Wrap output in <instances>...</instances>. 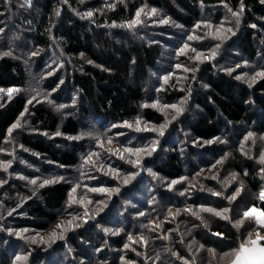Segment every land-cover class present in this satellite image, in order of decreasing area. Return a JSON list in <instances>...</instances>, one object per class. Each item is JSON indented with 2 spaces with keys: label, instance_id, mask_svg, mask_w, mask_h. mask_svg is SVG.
I'll return each mask as SVG.
<instances>
[{
  "label": "trees",
  "instance_id": "16d2710c",
  "mask_svg": "<svg viewBox=\"0 0 264 264\" xmlns=\"http://www.w3.org/2000/svg\"><path fill=\"white\" fill-rule=\"evenodd\" d=\"M223 3L233 9L241 7V0H31L30 5L24 0H0V29H3L0 31V42L4 38L11 48L20 38L27 40L26 45L33 49L31 53L45 54L56 48L73 65L65 83L70 92L77 95L79 110L61 121L43 102L30 107L27 97L20 94L28 83L26 62L17 55H1L0 89L19 91L6 100L0 97V166L10 163L13 147L9 143V129L25 115L31 132L21 133L18 144L33 157L30 159L35 160L36 165L46 163L52 167V172L77 167L79 155L85 151L81 144L83 140L66 139L77 138L82 133V121H88L90 125L93 122L98 128L131 122L139 116L153 123L160 122L161 117L156 111L141 108L160 49L152 42L154 38L149 30L141 28L139 32L126 27L137 18L138 11L150 8L164 10L172 21L190 28L199 18V5L217 7ZM243 10L247 25L235 38L236 49L255 62L259 54L255 41L261 43L264 49V37L258 34L264 33V2L243 0ZM88 12L93 15L88 17ZM253 24L260 25L263 31L259 28L258 32H254L251 29ZM31 48L26 47L27 51ZM239 60L237 65L240 66L242 62ZM237 70L230 76L224 72L213 75L209 69L204 71L203 80L208 90L198 93L194 101L205 116H197L190 124L193 136L209 141L240 124L251 127L252 123L254 133L264 132V78L252 71L254 76L250 80H255V83L241 84L237 77L242 71ZM51 81L47 86L50 90L55 88ZM57 133L65 137V141L46 136ZM236 143L233 140L229 142L230 146L235 144L232 149L225 146L215 148L217 151L212 152L211 165L222 160L224 172H232L240 178L244 189L252 195L251 206L264 213V200L260 199L264 190V172L261 171L264 163L260 164L256 157L246 155ZM194 154L191 147L189 152L182 154L175 145L162 155L159 162L156 161L155 169L165 178L178 179L184 174V167H189L188 158L197 156ZM197 159L201 160L200 156ZM194 176H197L195 186H198L201 175ZM206 181L207 188H211L209 194L198 196L196 190H191V197H198L191 198V204L179 208L182 214L170 218L167 239L149 240L146 245L136 243L129 250L123 248L130 235L139 234L140 227L135 224L134 210L128 209L127 213L111 216V209L85 230L67 235L55 247L59 251H63L65 245L71 249L72 258L67 260V264H231L241 243L250 245L233 227L237 211L235 203L222 198L232 196L227 192L230 189L226 190V186L214 181V178L206 177ZM69 190L66 183H55L45 186L35 196L27 194L18 188L1 166L0 264H14L17 258L14 240L6 231H48L51 225L59 223L57 214L66 203ZM213 192L220 193L215 195L218 199L212 197ZM166 197L165 194L160 195L163 201ZM177 205L175 202L171 207ZM188 207L197 215L190 212L184 214ZM226 207L229 211L225 215L233 219H215L208 212L200 211L201 208L218 210ZM161 220L164 218L161 217ZM110 221H114L111 228L120 229L124 236H112L105 231L111 226ZM188 225H192L191 230H188ZM154 232L158 233L155 227L146 226L143 235L154 239ZM260 244L264 245V241ZM42 250L32 252L28 264H47L48 259L54 256L52 253L57 252L55 249L51 252ZM230 253L233 255H225ZM120 260L124 262L120 263ZM51 261L58 264L55 259Z\"/></svg>",
  "mask_w": 264,
  "mask_h": 264
},
{
  "label": "rangeland",
  "instance_id": "374dc122",
  "mask_svg": "<svg viewBox=\"0 0 264 264\" xmlns=\"http://www.w3.org/2000/svg\"><path fill=\"white\" fill-rule=\"evenodd\" d=\"M151 10L150 8L140 10L139 20L141 22L126 28L139 32L141 28L146 31L149 30L154 38L152 42L158 45L160 49L158 63L151 72L145 101L141 105L142 109L150 108L156 111L161 117L160 122L153 123L139 116L133 121L127 122V124H108L105 128H98L93 122L90 125L88 121H82V133L77 138L66 140H83L81 144L85 151L80 153L76 168L57 172H52V167H49L50 165H46V163L36 165L35 160L30 159L33 157L27 155L26 151L18 144L21 133L24 131L31 132L28 129L29 122H27V119L25 120L26 115L25 118L19 120L21 126L13 129L9 135V143L13 147L10 154V163L6 162L1 166L8 173V177L18 184L19 189L21 188L25 193L35 196L42 188L50 184L66 183L70 187L66 203L57 214L59 223L51 225L48 231L39 233L23 229L16 232L21 235H16L10 230L6 231L14 240L13 247H16L17 257H20V259H15L14 264L17 262L28 264L32 252L41 249L48 250L47 252L57 250L55 254L52 253L54 256L48 259L47 264H53V261H51L53 259L58 264H67V260L70 257L72 258L71 249L65 245L63 251H59L55 244L61 242L67 235L78 234L81 230H85L86 227L94 224L111 209H113L111 216L115 213H127L128 209L134 210L135 224L140 227L139 234L130 235L131 239L128 237L125 244L128 247L124 245L123 248L129 250L136 243L146 245L149 240L154 242L155 240L167 239L166 234L170 218L176 217L178 210L179 214L183 213L179 208L191 204V198L209 194L211 188H207L206 177H215L214 181L226 186V190L230 189L227 192L232 193V195L237 188L241 187V184L243 185L236 199L229 201L228 196L226 198L222 196L223 199L235 203L237 208L234 213L236 215L234 219L236 220L232 224L240 220L243 213L250 209L254 210L255 215L264 219V216L261 215L263 212L251 206L252 195L247 189H244V184L240 178L236 176V179L232 180L233 173L224 172L223 170L224 162L222 164L216 161L213 164L215 167L211 165L213 163L212 152L216 150L215 148L225 146V148L232 149L235 146V144L229 145L232 140L235 143L238 142L236 145L241 150H245L246 155L251 158L256 157L257 161L262 164L260 154L264 152V139H261L264 137V132L254 133L253 123L250 124L251 127L247 124H240L239 127L225 134L220 131L221 134L216 135L211 140L203 141L193 136L190 131L192 121L194 122L197 116H205L203 110L194 101L198 93L208 90V86L203 80L204 71L209 69L213 75L224 72L230 76L236 69H239L237 72L242 71V74L238 77L242 78L237 80L241 84L255 83V80H250L254 76L252 71L256 73L264 72V49L262 50L261 43L255 41L259 51L258 59L255 62L241 55L236 49L235 38L238 33L244 31V27L247 25L244 10L241 11V7L233 9L224 3L217 7L199 5V18L190 28L182 27L179 23L172 21L164 10H156L155 14H152ZM232 12H237L239 15L233 16ZM164 20H167L168 23H162ZM259 28L263 31L260 25H251L254 32H258ZM258 34L264 37V33L259 32ZM190 36L194 38L189 39ZM26 43L27 40L24 41L20 38L9 48V44L6 43L4 38H1L0 56H5L4 53L8 52L12 56L15 55L14 57L17 55L22 61L26 62L28 83L20 94L27 97V104L31 107L43 102L61 121L79 112L77 95H73L70 92V87L65 83L68 74L73 71V65L56 48L50 49L48 51L49 55L42 52H33L35 53L33 55L31 53L33 49ZM26 47L31 49L27 51ZM213 50H215L214 57L212 56ZM238 59L242 62L240 66L237 65L239 63ZM185 68L189 71H185ZM165 78H167V82ZM50 79L53 80L51 85L54 84L55 87L51 90L47 87ZM17 93L18 91H14L11 97H14ZM1 96L4 100L9 99L8 91L0 92ZM152 105L156 106L153 107ZM165 105H177L183 111L177 114L174 109L166 108ZM174 116L175 119H173ZM137 120L140 121L139 124H136ZM127 125H131V127ZM161 125H166L163 128V135L159 134ZM249 133L253 134L252 138H248ZM46 136L48 139L56 138L65 141V137H62L60 133ZM109 140H111V143L108 142ZM175 145L182 154L189 152V147H191L195 152L194 155L198 157L189 156L190 164L189 167H184V174L178 179H169L155 169L157 167L156 161L159 162L162 155ZM153 146L155 151H152ZM141 148L146 149V151L135 153V149ZM125 149H132L133 152H127ZM199 156L201 160L197 159ZM89 157H91V160L86 163ZM136 161H139L138 165ZM197 167L199 168L198 172ZM197 174L201 175L198 180L200 184L195 186L197 176L194 175ZM32 180H36V183L32 184ZM45 180L56 182L43 184ZM125 180L128 182L125 183ZM172 181H179V183L172 185ZM42 184L43 186H41ZM74 188L76 189L75 192H73ZM92 189H97V191H92ZM116 189H119V191H116ZM191 190H196L195 193L199 195L191 197L193 196ZM181 192L185 194L181 195ZM161 194L167 196L164 199L166 202L160 199ZM212 197L218 199L215 195H212ZM175 202L178 205L174 208L171 207ZM151 205L153 207L150 208ZM224 209H228V207L216 211H223ZM85 212H87V215H85ZM140 213H143V215H140ZM184 214H189V212L186 211ZM211 216L215 219L217 217L213 214ZM161 217L164 220H161ZM231 218L233 219V217ZM158 219L160 221H157ZM202 222L206 224L204 219H202ZM110 223L109 229L111 231H108V233L112 236H124L120 229L111 228L114 227V221H110ZM58 224H61L60 228L56 227ZM76 225L80 226L77 227ZM146 226L157 229L158 233H153L154 239L143 235ZM206 226L208 225L206 224ZM190 227L192 225H188V230H191ZM234 229L241 238H244L245 243L249 242V233H251V240L255 241H257V234L264 236V227H257L254 222L245 221L243 227H234ZM53 230L56 232L55 237L51 236ZM61 235L63 239L59 238ZM20 243L22 246H18ZM123 262V260H120V263Z\"/></svg>",
  "mask_w": 264,
  "mask_h": 264
},
{
  "label": "snow or ice",
  "instance_id": "6c2138e0",
  "mask_svg": "<svg viewBox=\"0 0 264 264\" xmlns=\"http://www.w3.org/2000/svg\"><path fill=\"white\" fill-rule=\"evenodd\" d=\"M24 2H25V4L30 5L31 0H24ZM262 2H264V0H262ZM230 11H231V9H230ZM241 11H243V0H241ZM151 12H152V14H155L156 13V9H152ZM57 14H59V13H57ZM140 14H141L140 11H138L136 13L137 19L134 20V21H132L128 25L129 27H132L135 24H138V23L141 22L139 20ZM92 15H93L92 12H88L87 13V16L88 17H91ZM232 15L233 16H238L239 13L232 12ZM162 23H165L166 24V23H168V21L167 20H164V21H162ZM197 27H199V25H197ZM0 31H3V29H0ZM229 31H230V29H229ZM193 38L194 37H191V36L189 37V39H193ZM4 55L7 56V55H10V53L5 52ZM33 55H35V53H33ZM198 56H199V54H198ZM212 56L213 57L215 56V50H213ZM89 63H91V61H89ZM177 67H179V65H177ZM185 71H189V69L185 68ZM257 75L258 76H261V77H264V72H259V73H257ZM241 78L242 77H237V79H241ZM165 81L167 82V78H165ZM2 91H3V89H0V92H2ZM14 91H19V89H9L8 90L9 98H11V94ZM29 103H31V101H29ZM152 106L155 107L156 105H152ZM145 107H147V105H145ZM165 107L166 108L170 107V108L174 109L177 114H180L183 111V109L181 107H178L177 105H165ZM173 119H175V116L173 117ZM125 123L127 124V122H125ZM139 123H140V121L137 120L136 121V124H139ZM169 123H170V121H169ZM20 126H21L20 125V122L17 121L9 129V134H11V132H12L13 129L19 128ZM127 126L131 127V125H127ZM165 126L166 125H161L160 133H159L160 135H163V128ZM57 134H59V133H57ZM252 136H253L252 133H249L248 134V138H252ZM261 139H264V137H262ZM108 142L111 143V140H109ZM125 151L130 152V153L133 152L132 149H125ZM134 151H135V153H140V152L146 151V149L141 148V149H135ZM152 151H155V147L154 146L152 147ZM150 154L151 153L149 152V155ZM90 160H91V157H89L86 160V163L89 162ZM260 162L261 163H264V152H261V154H260ZM217 163H223V161H217ZM136 164L138 165L139 164V161H136ZM261 171L264 172V169H261ZM245 175H247V173H245ZM21 178H23V177H21ZM213 178L215 179V177H213ZM262 178H264V177H262ZM235 179H236V174H232V180H235ZM55 182L56 181H54V180H45L43 182V184H50V183H55ZM124 182L127 183L128 181L125 180ZM31 183L32 184H35L36 183V180H32ZM176 183H179V181H172V185H175ZM43 184L41 186H43ZM170 187H171V185H170ZM242 187H243V185L241 184V187L240 188H237L235 190V193L232 196L228 197L229 201L236 199V196L239 195L240 191L242 190ZM75 190L76 189L74 188L73 189V192H75ZM92 191H97V189H92ZM116 191H119V189H116ZM180 194L181 195H184L185 193L184 192H181ZM213 195H220V193L219 192H213ZM260 199L261 200H264V190H262L261 193H260ZM73 202H75V201H73ZM185 211L190 212L192 215H197V213L196 212H193L191 209H185ZM200 211L211 213V214H213V215H215L217 217H220L221 219H224V220H230L231 219L229 216L225 215V213H227L229 211L228 209H224L223 211H216L215 209H211V208H201ZM176 214L177 215L179 214V210L177 211ZM9 215H11V213H9ZM85 215H87V212H85ZM140 215H143V213H140ZM261 215L264 216V213H262ZM74 219H75V217H74ZM245 221H248L249 223L254 222L255 223V226H257V227H264V219H261L260 217H258L257 215H255L254 210H252V209H250L249 211L244 212L243 213V217L240 220L236 221L233 224V227L241 228V227L244 226ZM76 226L79 227L80 225H76ZM56 227L57 228H60L61 227V224H58ZM157 227H158V225H157ZM105 231L107 232V231H111V230L110 229H105ZM113 234H116V233H113ZM16 235H21V234L20 233H16ZM216 235H221V234L216 233ZM51 236H53V237L56 236L55 230H53V232L51 233ZM59 238L60 239H63V236L61 235ZM129 239H131V237H129ZM141 239H143V238L141 237ZM248 239H249V245H255L257 243V241L251 240V233H249V238ZM257 240H264V236H259V234H257ZM33 242H35V241L33 240ZM125 247H128V246L125 245ZM249 250L250 249H249L248 246H246L244 243H241L239 249L235 252V260L232 261V264H240L241 258L243 257V255L245 253L249 252ZM259 251L261 253V259H260L259 264H264V248H260ZM137 254L139 255V253H137ZM225 255L226 256H229V255H233V254L230 253V254H225ZM213 256L215 257V253H213ZM17 259H20V257H17ZM246 264H255V261L249 260V261H246Z\"/></svg>",
  "mask_w": 264,
  "mask_h": 264
},
{
  "label": "crops",
  "instance_id": "0c3cea01",
  "mask_svg": "<svg viewBox=\"0 0 264 264\" xmlns=\"http://www.w3.org/2000/svg\"><path fill=\"white\" fill-rule=\"evenodd\" d=\"M260 242L261 241L257 240V243L255 245L248 246L250 250L249 252L243 255V257L241 258L240 264H246V261H249V260L255 261V264H259L260 259H261V253L259 249L264 248V245L260 244Z\"/></svg>",
  "mask_w": 264,
  "mask_h": 264
}]
</instances>
